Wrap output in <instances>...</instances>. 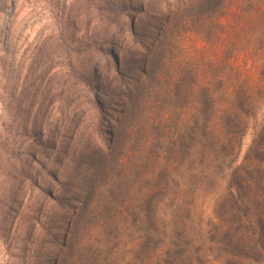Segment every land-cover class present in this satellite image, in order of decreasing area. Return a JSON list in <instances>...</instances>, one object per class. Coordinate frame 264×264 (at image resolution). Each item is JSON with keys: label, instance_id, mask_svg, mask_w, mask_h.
<instances>
[{"label": "trees", "instance_id": "obj_1", "mask_svg": "<svg viewBox=\"0 0 264 264\" xmlns=\"http://www.w3.org/2000/svg\"><path fill=\"white\" fill-rule=\"evenodd\" d=\"M164 8L167 12L162 17ZM162 10L161 14L156 13L157 20L155 17L145 25L148 29L154 27L155 45L146 47L147 68L143 75H138V55L134 56L130 70H124L120 59L118 78L125 82L128 77L132 83L128 92L124 88L120 93L107 94L105 99L112 101L120 94L124 97V112L127 113L132 105L143 110L145 150L119 152L111 143L107 150L101 148L93 152L82 144L83 148L75 147L68 152L62 168L56 170V182L51 188L24 168L26 154H13L12 160L19 162L20 167L1 174L0 202L15 205V215L21 216L23 225L13 226L9 232L14 234L18 228L27 227V240L34 243L37 228L51 232L52 237L59 229L63 238L61 249H66L67 237L77 224L76 234L81 239L77 242L75 239L71 247L79 244L81 261L85 264H124L118 259L125 244L126 214L134 206V194L146 199L143 198V203L136 205L133 211L143 214V220L152 223L162 200L161 192L156 191L160 187L157 181L169 184L172 180L177 187L172 193L179 201L188 195L189 188L190 193L195 194L214 178V167L226 168L227 193L222 195L218 216L206 224L209 231L204 240L209 246L223 244L219 256L224 258L225 264H264V0H183L175 8L167 4ZM180 12L184 13L180 22L185 27L175 34L170 25L174 14ZM54 21L55 30L33 52L32 60L43 74L40 78L55 67L48 81L60 86L58 95L62 96L69 86L63 73L64 61L67 54L74 57L70 46L76 44L71 29L81 26H77L72 14H64L61 10ZM194 35L202 37L199 44L193 41ZM243 38L260 50L259 57L245 69L239 59ZM90 42L84 35L75 47L88 48ZM225 42L234 46L231 54H226ZM86 51L82 57L84 61L90 57ZM58 95L53 94L49 103L57 101ZM87 103L95 106L93 99H88ZM260 111L262 116L244 160L234 166L241 137L252 122L258 120ZM151 135H155L156 141ZM81 136L77 133L73 140ZM154 144L156 149L151 147ZM36 145L26 155L32 164L38 157ZM41 148L42 153L48 155L49 147ZM52 150L57 152L58 148L53 146ZM220 156L226 161L224 165L215 164ZM83 166L92 170L85 199L82 203H73L71 192L77 188L73 179L80 176ZM128 169H135L134 174H128ZM29 181L30 199L25 205L17 192ZM73 193H77V189ZM149 195L157 196L159 201L148 199ZM195 200L194 197L188 204L194 205ZM7 210L10 212L9 208ZM7 219L0 217V235L7 233ZM142 244L138 242V246ZM198 253L200 256L197 254L193 258L194 253L190 254L188 248H178L166 254L159 264H205L204 252L199 250ZM133 262L131 259L126 263Z\"/></svg>", "mask_w": 264, "mask_h": 264}, {"label": "rangeland", "instance_id": "obj_2", "mask_svg": "<svg viewBox=\"0 0 264 264\" xmlns=\"http://www.w3.org/2000/svg\"><path fill=\"white\" fill-rule=\"evenodd\" d=\"M182 3L183 0H0V185L3 180L1 174L20 167V163L12 160L11 156L27 155L37 143V160L32 164L30 157L24 155V168L32 172L35 178H40L47 188L55 185L58 174L56 170L62 168L68 152L75 147L83 148L82 144L93 152H98L101 148L107 150L111 143L114 144L115 151L119 152L134 153L145 150L142 143L145 133L142 127L143 110L132 105L127 113L124 112V97L120 94L113 97L112 101L105 99L107 94L120 93L124 88L128 92L132 83L128 77L125 82H120L118 78L117 66L120 59L124 70H130L134 64V56L138 55L139 76H142L143 70L147 68L144 54L147 53L148 45H155V31L152 32L154 27L148 29L145 25L155 20L156 13L161 14L162 8L167 4L175 8ZM5 9L8 10L9 17L7 24L1 22ZM60 10L64 14H72L73 20L78 22L77 26H81L71 29L76 44L84 35L91 40L88 48H76V44L70 46L74 57L67 54L64 61L66 68L63 73L66 74L69 86L62 96L58 95L60 86L48 81L55 72V67L53 66L45 77L40 78V68H37V63L32 60L33 52L55 30L54 17ZM183 14H174L170 27L175 29V34L185 27V24L180 22ZM192 39L199 44L202 37L194 35ZM225 46L226 54H231L234 46L230 42H225ZM239 48L242 67L249 68L252 60L259 57L260 50L246 38L242 39ZM86 50L90 57L84 61L82 57ZM25 58L26 65L23 66ZM53 94L60 97L54 103H49ZM88 99L95 100L94 107L87 103ZM261 116L260 111L258 120L253 121L250 129L241 137L234 166L243 162ZM77 133L82 136L74 141L73 137ZM106 133L109 136H105ZM151 136L155 140V135ZM44 146L49 147L46 156L42 153L41 147ZM53 146L58 148L57 152L52 150ZM151 147L156 149L157 145ZM225 162L224 157L220 156L215 164L224 165ZM183 168L184 166L181 167L182 170ZM212 171L214 178L209 179L195 194L190 193L189 188L188 195L179 201L172 193L177 190L172 180L169 184L157 181L156 183L160 182V187L156 191L161 192L162 200L159 201L157 196H148V199L154 198L155 202H160L158 214L153 217L152 223L143 220V214L133 211L136 205L146 199L143 195L139 194L138 197V194H134V206L126 214L125 244L118 260L124 264L131 259H134L133 264H159L166 254H171L178 248H188L190 254L194 253L193 258L197 254L200 256L199 250L204 252L203 257L205 255L207 260L205 264H225L224 258L219 256L220 247L224 248L223 244L209 246L204 240L209 231L206 224L218 216L219 204L227 193L225 188L228 169L214 167ZM134 172L135 169H128L127 173L133 175ZM91 173V168L83 166L80 176L74 177L73 185L77 186V193H73L75 190L71 189L73 203L84 201ZM30 185V181L25 182L24 187L17 192V196L23 198L25 205L29 204ZM193 196L196 199L195 204L189 205ZM6 206L0 202V217L8 218L7 233L0 235V264L86 263L80 260L79 244L71 247L75 239L76 242L81 239V236L77 237L76 234L77 224L67 237L66 249H61L63 238L59 229L56 230V236L52 237L51 232L37 228L33 235L35 241L30 243L27 240V227L18 228L14 234L9 232L13 230V226L23 224L21 216L15 215V205ZM8 208L10 212L7 213ZM36 232L39 234L36 235ZM177 239L179 242L175 241ZM138 242L143 243L141 247Z\"/></svg>", "mask_w": 264, "mask_h": 264}, {"label": "bare ground", "instance_id": "obj_3", "mask_svg": "<svg viewBox=\"0 0 264 264\" xmlns=\"http://www.w3.org/2000/svg\"><path fill=\"white\" fill-rule=\"evenodd\" d=\"M7 9H5L3 12H2V16H1V22L3 23V24H7L8 23V21H9V17H8V14H7ZM166 12H167V8H164L163 10H162V17L163 16H165V14H166ZM2 46L4 45V42H2V44H1ZM67 222V219H65V222L64 223H66ZM62 232V230H60V233Z\"/></svg>", "mask_w": 264, "mask_h": 264}]
</instances>
